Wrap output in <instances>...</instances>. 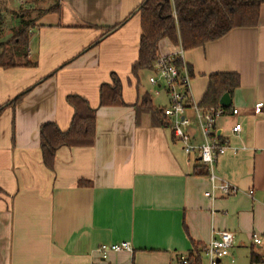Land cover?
<instances>
[{
	"label": "crops",
	"instance_id": "1",
	"mask_svg": "<svg viewBox=\"0 0 264 264\" xmlns=\"http://www.w3.org/2000/svg\"><path fill=\"white\" fill-rule=\"evenodd\" d=\"M24 1L21 8L33 16L27 54L35 63L0 66V105L25 92L0 113V264H173L177 254L197 252L194 245L205 247L221 230L233 234L230 255L223 258L233 263L234 246L252 248L263 256L254 264H264V3L257 25L234 27L184 50L194 103L210 74L240 77L230 96L238 114L226 111L215 121L228 146L213 168L218 181L236 191L215 190L212 198L205 195L207 174L195 170L204 167L197 152L187 155L171 126L156 125L150 113L136 110L144 93L154 106L168 104L165 94H152L148 79L144 85L147 69L131 73L142 0ZM0 4L5 23L11 4H18ZM53 6L57 9L50 11ZM21 14L14 15L16 24ZM178 44L161 39L158 53H175ZM112 73L120 80L124 104L100 105V85L112 83ZM69 94L96 108L94 141L58 148L49 168L39 128L53 121L67 129L74 112ZM161 96L162 105L156 102ZM258 102L262 108L256 112ZM184 115L199 144L194 109L187 107ZM235 122L241 124L237 133L231 131ZM253 233L260 244L253 243ZM122 241L130 251H109L105 257L97 251L100 244Z\"/></svg>",
	"mask_w": 264,
	"mask_h": 264
},
{
	"label": "trees",
	"instance_id": "2",
	"mask_svg": "<svg viewBox=\"0 0 264 264\" xmlns=\"http://www.w3.org/2000/svg\"><path fill=\"white\" fill-rule=\"evenodd\" d=\"M264 0H142L136 8L140 17L141 35L138 46V56L131 66V73L138 76L141 70H151L154 60L159 55L158 44L167 38L173 44L180 43L184 50L203 46L234 27H250L258 23L260 6ZM57 6L50 8V11ZM131 15V14H129ZM17 26L10 28L11 35L3 40L5 34L4 20L0 13V66L34 65L28 59L27 48L29 29L33 21H28L23 14L19 16ZM129 17V16H128ZM120 23L108 26L106 32L112 31ZM179 65V63H177ZM112 83L100 85V105L124 104L121 94V83L118 76L111 74ZM240 77L235 72H215L208 76L206 89L197 103L201 112L206 113L211 108L219 106V100L224 93L231 96L239 86ZM25 92L18 94L12 100L0 105V113L9 104L17 103ZM73 107V116L67 129L62 130L53 121L40 125L39 138L43 163L53 167L55 154L62 146L91 145L95 137L96 108L90 106L86 98L78 94L67 96ZM137 112H148L156 125L170 127L163 107L154 106L149 93L141 97ZM232 105L225 108L231 110ZM222 139H220V142ZM195 170L207 174L206 166ZM194 245V244H193ZM197 252L186 255L187 264H201V252L204 246H195ZM180 255V254H179ZM178 254L176 260H178ZM262 254L250 248L251 264L262 261Z\"/></svg>",
	"mask_w": 264,
	"mask_h": 264
},
{
	"label": "built area",
	"instance_id": "3",
	"mask_svg": "<svg viewBox=\"0 0 264 264\" xmlns=\"http://www.w3.org/2000/svg\"><path fill=\"white\" fill-rule=\"evenodd\" d=\"M24 1V0H20ZM179 63V65L177 64ZM191 71L184 61V49L178 44L175 53L162 55L159 54L153 62L152 73L148 77L149 84L153 87L152 94L155 96L165 94L168 104L163 107L164 115L168 118L174 137L182 143L184 152L189 155L196 151L199 160L206 166L207 176L210 181V189L205 192L206 196L214 197V191L218 190L223 195L234 193L236 188L228 182L218 181L213 172L216 157L224 153L228 144L222 139L216 131V118L225 114V107L219 104L216 108H211L206 113L201 112L197 103L191 98L190 82ZM187 107H192L195 111L199 132L202 140L199 144L193 143L188 131L190 120L184 113ZM262 103L255 105V111L259 112ZM238 114L236 107L231 108L230 115ZM241 124L235 122L231 131L239 132ZM253 243L260 244L261 238L257 233L251 236ZM233 244V234L229 230H221L214 233L209 242L205 245V254L208 256V264H218L219 259L229 256ZM130 251L131 246L128 242L103 243L97 247V251L102 257H105L109 251ZM179 264H187L185 255L178 256ZM233 260V259H232Z\"/></svg>",
	"mask_w": 264,
	"mask_h": 264
},
{
	"label": "rangeland",
	"instance_id": "4",
	"mask_svg": "<svg viewBox=\"0 0 264 264\" xmlns=\"http://www.w3.org/2000/svg\"><path fill=\"white\" fill-rule=\"evenodd\" d=\"M2 1L7 5L8 0H0V3ZM15 2L18 5L11 4V7L13 6L14 8L8 10L9 13L7 11L6 14H5V16H6L5 21L6 22L4 23L5 34L3 36V40H6L7 38L10 37L11 29L9 30V28H13V27H15L17 25L16 24L17 23L16 22V17H15L16 13H17V15L19 13H22V14H24L23 16H24V18L26 20L33 21L32 19H30V18H33L32 14H30L27 11H23V9L21 8L23 6V4L25 3V1L15 0ZM0 8H1V4H0ZM9 8H10V5H9ZM150 74H151V72L147 71V70L143 72L144 85H146V81H147V79H148ZM156 102L162 105L164 103V100H163L162 96H161V98H157ZM231 252H233V256H234L235 262L232 263L229 258L228 259L227 258H223L221 260L220 264H249V259H248V252L249 251H248L247 248L234 246V248L231 250ZM173 264H179V262L177 260H174ZM201 264H208V256L203 251L201 252Z\"/></svg>",
	"mask_w": 264,
	"mask_h": 264
},
{
	"label": "water",
	"instance_id": "5",
	"mask_svg": "<svg viewBox=\"0 0 264 264\" xmlns=\"http://www.w3.org/2000/svg\"><path fill=\"white\" fill-rule=\"evenodd\" d=\"M219 103H220V105H222L225 108H227L228 106H230L231 105V97H230L229 93H227V92L224 93L221 96V98L219 100Z\"/></svg>",
	"mask_w": 264,
	"mask_h": 264
}]
</instances>
